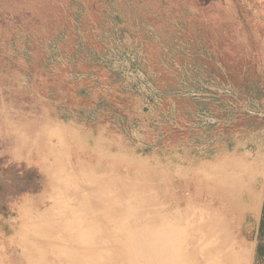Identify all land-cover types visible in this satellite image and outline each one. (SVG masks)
<instances>
[{"label":"rangeland","instance_id":"1","mask_svg":"<svg viewBox=\"0 0 264 264\" xmlns=\"http://www.w3.org/2000/svg\"><path fill=\"white\" fill-rule=\"evenodd\" d=\"M9 91L0 264H264V0H0Z\"/></svg>","mask_w":264,"mask_h":264},{"label":"crops","instance_id":"2","mask_svg":"<svg viewBox=\"0 0 264 264\" xmlns=\"http://www.w3.org/2000/svg\"><path fill=\"white\" fill-rule=\"evenodd\" d=\"M15 93L9 91L6 97L0 96V145L5 147L31 145V141L24 142L22 140L24 138H21V132L23 131L27 137L29 135L31 140L32 137H36L35 134L31 135V130H36L40 125L44 130L47 125L44 116L39 112L37 101L32 97L15 98ZM10 103L12 108L16 104L17 110L11 108L10 111ZM4 109L7 111L4 112ZM11 154H13V151H11Z\"/></svg>","mask_w":264,"mask_h":264},{"label":"bare ground","instance_id":"3","mask_svg":"<svg viewBox=\"0 0 264 264\" xmlns=\"http://www.w3.org/2000/svg\"><path fill=\"white\" fill-rule=\"evenodd\" d=\"M104 217L106 216V213H107V210H104ZM107 218H106V224H111V223H113V219H111V218H109L108 216H106ZM97 235V234H96ZM103 236H104V234H102ZM99 237V236H98ZM128 237H130V236H126V238H127V240L128 241H130V242H135L136 241V239L137 238H133V239H131V238H128ZM79 238V237H78ZM77 238V239H78ZM107 238L108 237H106V240H107ZM155 238V237H154ZM69 239V238H68ZM156 239V238H155ZM81 240H83L82 238L80 239V240H77V243L79 242V241H81ZM95 240H97L96 238H95ZM87 244V243H86ZM121 247H123V249L124 250H126L127 248H126V246H125V244H123V243H121ZM246 250V249H245ZM73 255H74V253H73ZM160 255V254H159ZM134 256V258L135 259H130V260H125L124 261V263L125 264H139L140 263V261H138V257L134 254L133 255ZM155 256H156V254H155ZM75 257H76V255H75ZM247 258H248V254L247 253H245V252H242V251H237L235 254H231V256H230V260L232 261V262H238V263H243L244 264V262L246 263V261H247ZM117 259L118 260H121L122 259V256L121 255H118V257H117ZM46 261H50V258L49 257H46ZM145 261H148V260H146L145 259ZM145 263V262H144ZM86 264H92V263H90V262H86ZM146 264V263H145ZM230 264V263H229ZM233 264V263H232ZM247 264V263H246Z\"/></svg>","mask_w":264,"mask_h":264},{"label":"trees","instance_id":"4","mask_svg":"<svg viewBox=\"0 0 264 264\" xmlns=\"http://www.w3.org/2000/svg\"><path fill=\"white\" fill-rule=\"evenodd\" d=\"M261 225L264 227V217H263V219L261 221Z\"/></svg>","mask_w":264,"mask_h":264}]
</instances>
